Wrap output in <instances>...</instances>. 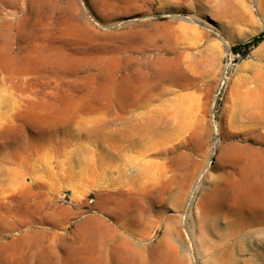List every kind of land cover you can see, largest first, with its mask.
<instances>
[{"label": "rangeland", "instance_id": "374dc122", "mask_svg": "<svg viewBox=\"0 0 264 264\" xmlns=\"http://www.w3.org/2000/svg\"><path fill=\"white\" fill-rule=\"evenodd\" d=\"M260 32L264 0H0V264H50L54 249L65 261L87 221L100 227L97 264H264V201L254 235L225 242L231 258L217 236L207 247L198 237L223 146L248 138L264 167V115L241 114L264 77V38L234 50ZM163 67L190 77L151 97L152 107L177 111L181 160L199 162L180 204L159 191L172 172L157 145L124 141L120 160L114 140L115 85H154ZM85 254H73L76 264H89Z\"/></svg>", "mask_w": 264, "mask_h": 264}, {"label": "bare ground", "instance_id": "6f19581e", "mask_svg": "<svg viewBox=\"0 0 264 264\" xmlns=\"http://www.w3.org/2000/svg\"><path fill=\"white\" fill-rule=\"evenodd\" d=\"M143 71L145 72L143 69L134 68L132 75L136 76ZM160 75L162 79L160 77L159 82L154 79V85L150 84L147 78L139 80V82L132 86L126 87L120 81L115 85L114 140L116 154L120 160L124 158L126 153L124 141H129L134 145H142L148 149L151 146L155 147L157 145L155 148L159 147L157 150L164 157L166 163L169 164V171L172 172L171 176L166 179L160 177L163 184L162 188L159 186V191H164L165 193L170 191L171 195H173L172 199L180 204L195 181L199 162L194 160V166L188 168V165L184 164L181 160L182 155L178 152L179 143L175 141L182 127L180 121L177 118H173V114L177 111H170L168 107L164 106L158 107L159 109L152 107L151 97L157 93L176 92V88H174L176 86H189L190 77L188 75L174 74L167 67L161 69ZM182 78L185 81L180 82ZM154 91L155 93L153 94ZM156 91L158 92L156 93ZM249 91L252 97L249 100L244 99L242 101V110L244 112H241V114L246 115L250 121L263 119L264 77L257 80ZM168 101L165 100V104L169 105L172 103L174 105L176 103L175 100L171 103ZM139 102L141 103V109L137 111L135 109ZM245 142L246 144L234 142L223 146V159L225 163L219 162L213 166V170L216 173L213 178V186L211 185L212 188L206 195V204L199 216L200 234L198 237L201 240V245L207 247L208 239L206 237L215 235L222 242L219 247L220 251L223 255L230 258V247H227L225 242L254 235L260 225L259 206L264 201V167L257 162L258 160H254L255 152L249 146L248 138H245ZM262 151L264 150L262 149ZM259 158L261 159V156ZM164 172H162V177H165ZM118 193L123 194L122 191H118ZM118 208H122L119 210L124 209V207ZM114 214L118 219H122L123 221L132 220L137 223L141 221V216L137 211H133L131 215L127 213L126 217L124 216V211L115 210ZM57 215L59 213L56 210L51 211L49 215L51 217L50 220L55 224H57V220L55 219ZM212 221L215 225L210 226V234L204 236L205 227L208 222ZM82 225L80 237L69 239L67 247L69 250L68 258H65L64 261L59 256L58 251L54 249L52 255H57L58 259L56 258L55 261H51L50 264H76L78 260L76 261L73 254L78 251L86 252L84 258L90 260L89 264H97V257H94L92 253H96L101 247L99 242L101 235L100 227L91 221H87ZM114 231L117 236L115 240L125 246L132 247L131 240L122 235L120 229L114 228ZM52 238L56 239L60 237L54 235ZM83 240L85 241L84 244H81V242L77 243ZM51 245L54 248L57 247L55 241H52ZM215 263L236 264L225 259L216 260ZM170 264H178V262L173 260Z\"/></svg>", "mask_w": 264, "mask_h": 264}, {"label": "trees", "instance_id": "16d2710c", "mask_svg": "<svg viewBox=\"0 0 264 264\" xmlns=\"http://www.w3.org/2000/svg\"><path fill=\"white\" fill-rule=\"evenodd\" d=\"M263 38H264V32H260L259 34L252 37V39L248 40L247 42L235 45L234 50H240L242 49V47H245L246 50H249L255 45H257L259 42H261Z\"/></svg>", "mask_w": 264, "mask_h": 264}]
</instances>
